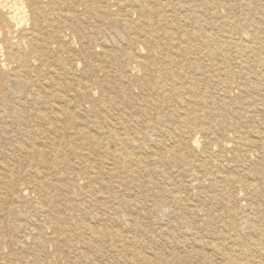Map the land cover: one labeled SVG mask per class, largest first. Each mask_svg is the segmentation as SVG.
Instances as JSON below:
<instances>
[{
    "label": "bare ground",
    "instance_id": "bare-ground-1",
    "mask_svg": "<svg viewBox=\"0 0 264 264\" xmlns=\"http://www.w3.org/2000/svg\"><path fill=\"white\" fill-rule=\"evenodd\" d=\"M210 2L212 1L0 0V124L3 125L2 133L13 140L6 152H0V158L8 159L14 169L16 160L28 156L33 158L38 168H30L25 173L33 177L38 175V171L40 183L45 187V191L37 189V184L29 187L31 188L29 191L46 194L49 187L53 185L50 184L53 181L60 185L65 182L61 178L50 180L44 171L47 167L46 155L51 152L58 155L54 148L56 145L48 146L47 141L51 137H61L63 133L65 134L67 127H70L69 123L73 126L72 128H76L77 124L82 126L84 132L75 131L76 138L80 140L79 153L76 154L83 170L79 177L86 182L84 186L92 190L94 198L89 201L91 209L109 212L111 216L114 215L115 209L109 203L114 200H117L119 207H133L125 197L117 198L116 196V193L122 192L124 186L119 178L121 173L125 172L130 177L128 179H135L137 175L145 174L143 185L152 183L156 178L164 182L168 180V177L157 172L156 166L166 160H171L175 164L182 161V166H187L186 169L191 170V167L202 172V175L192 180L200 182L202 179L207 183L204 186L198 185L193 197L195 207L200 210L202 217H206V223L215 225L220 214H226L229 221L219 223L220 225L214 230V238L219 239L216 243L203 244L198 240L184 241L179 244L169 243L167 250L171 258L173 257L170 264L182 259L176 251L186 253L193 264H202L204 250L212 251V256L220 260L222 264H242L243 260V264H252V260L264 261V251L258 247L264 243V233H260L252 225L248 226L250 222L248 211L252 210V203L255 200L264 198L261 195L264 181L257 168L251 169L247 155L250 152L261 154L257 162L264 164V130L255 126V124H264V119L261 123L255 122V117L248 115L239 102L237 103L239 108L231 105L235 102L226 95L225 91L230 88L233 81L239 78V72L234 70L239 68L232 58L233 68L222 72L219 64L221 61L227 62L228 58L230 60L234 57L230 54V49L233 48L229 44H222L224 40L219 43L224 36L205 32L203 17L206 18L208 15ZM110 4L113 10H109ZM254 5V0H244L245 7ZM78 8H81V13H78ZM52 15L54 16L51 17ZM209 15L219 18L217 13ZM244 16L236 24H231V30L240 34L239 30L243 27L259 32L260 24H255L250 17ZM91 20L105 26L94 40V45L98 48L95 54L85 47L92 42L89 40V34L80 31L81 25L85 27V24ZM261 20L264 26V19ZM225 22L226 20L221 23L219 20L216 21L221 27H219V33L226 32L224 31L227 27ZM65 24H69L75 31L80 47L79 60L82 61L83 67L75 69L62 58L55 57L53 58L55 68L53 74L63 77L67 82L59 85L48 81L42 85L38 83L36 86L37 77L44 72L45 53L48 52L52 42L61 43L59 34ZM199 36L202 37V41L192 51L189 45ZM138 44L143 45V49ZM262 49H264V40L260 41L256 48H252V53L256 55ZM58 50L64 53L65 48L60 45ZM202 60L208 62L206 68L201 64ZM110 71H114L115 76L111 75ZM47 73L50 72L47 71ZM97 73H102L103 78L97 80ZM254 74L249 87L253 93L252 105L264 109V88L259 87L256 79L261 73ZM84 80L86 83H83ZM91 82L95 83L96 89L100 92L96 100L91 94L92 85L89 84ZM74 83H82L83 86L75 89ZM210 86H217L221 92L219 103L212 101L215 99L211 98L212 94L208 90ZM131 87L139 91L136 96L133 95ZM110 93L115 97L110 98ZM120 95L126 97L130 105L129 109L119 106ZM79 98L90 101V112L93 118H88L83 110H78L76 103ZM136 100L138 101L135 102ZM137 106L149 108L145 109L140 117H131L129 112L137 110ZM30 107L33 109L29 121L33 123L35 128L31 129L34 130H30L27 125V115L21 114L22 110L24 113L26 109L31 110ZM148 110H152L153 113L148 114ZM228 116H233L234 120L231 117L227 121ZM214 119H217V122H210ZM112 121H119L118 123L124 125L119 129L123 131V134L117 131L118 134L105 136L93 125L97 122L107 126ZM196 126L199 127V135L207 140L203 144V150L199 152H197V141L191 138V131ZM223 133L232 134L228 136L229 141L226 147L222 148L225 152L228 148L233 155L231 164L228 166L231 168L229 171L235 174H225L222 168L219 166L215 168L211 164L212 138ZM37 135L43 137V142L35 141L33 137ZM23 141L25 143L21 144ZM187 145L189 154L181 155L179 149L181 147L186 149ZM188 157L192 158L191 161H187ZM132 167L134 171H131ZM238 167L242 169L240 173L237 172ZM103 176H107L106 179ZM236 185H241L245 190L243 198L250 208L244 211L247 215L243 214L244 217L239 218L242 223H245L249 237L255 239L257 243L253 245L255 246L253 248L241 242L236 243L238 236L236 237L235 221L238 214L232 209L229 193ZM134 187L139 188L137 185ZM27 192L28 188L20 186L17 179L11 176L10 169L1 165L0 161V213L5 216L11 211L10 206L26 203ZM158 194L164 196V193ZM172 199L175 203L180 201V198L175 195H172ZM39 200L40 212L49 214L48 207L51 206L54 208L53 213L59 214L60 209L54 206L56 201H51L47 195H39ZM101 200L102 203H100ZM34 211L37 212L36 207ZM190 212L194 214V211ZM165 215L166 213L163 216ZM103 219H99L100 224L96 226L104 227ZM22 220L31 225L36 224L25 216H22ZM111 223L113 226L119 225L117 219H113ZM96 226L89 228L91 236L97 233ZM130 231L135 233L137 225L133 223L129 230L119 231L122 238L113 242L118 247L125 245L124 233ZM106 232L108 231H105V235ZM85 234L82 227V233L78 235L81 249L95 248L97 252H102L100 246L95 243L93 246ZM45 238L41 231L35 235L32 243L24 247L27 254L30 255L35 247L39 248L38 253H43ZM46 239L55 241L53 237ZM3 243L4 241L0 239V245ZM136 243L139 242L133 241V244ZM128 246L131 248V244ZM235 246L240 247V250L233 249ZM236 253H239V256ZM128 256L119 253L114 258L117 264H150L152 262L143 258L141 254L130 258ZM40 257L42 254L34 256L31 254L26 264H42L44 261Z\"/></svg>",
    "mask_w": 264,
    "mask_h": 264
},
{
    "label": "rangeland",
    "instance_id": "rangeland-1",
    "mask_svg": "<svg viewBox=\"0 0 264 264\" xmlns=\"http://www.w3.org/2000/svg\"><path fill=\"white\" fill-rule=\"evenodd\" d=\"M54 1L57 2V0ZM211 1L212 2H210L209 5L208 15L206 18L203 17V23H205L206 26L205 32L207 31L206 33H211V35L215 36H224V39L220 38L221 40H219V43L224 40L222 44H229V46L233 48L230 49V54L234 57H231L230 60L228 58L226 60L227 62L221 61L219 64L222 68V72L224 73V71L231 70L233 68L234 65L232 62V58L236 61V66H238L239 68L234 69L236 72H239V78L233 81V83L230 85V88L225 91L226 95L231 98L230 100H234L233 102L235 103H232L231 105L237 107L239 106V104H237L239 102L248 115L255 117V122L261 123V121L264 119V109L263 107L252 105L253 93L249 87L254 79V73L259 72L261 73V75L259 77H256V79L258 80L257 82L259 87L261 89L264 88V49H262L260 53H256V55L252 53V48H256L260 41L264 40V26L261 20L264 19V0H254L255 5L252 7H245L244 0ZM108 8L109 10H113L111 4ZM81 12V8H78V13ZM213 13H217L219 18L216 19L214 17H211L212 15H209ZM54 15H52L51 17H53ZM243 15H245L244 17L247 18L250 17V19H252L255 24H260L259 32L243 27L239 30V33L241 32L240 34H237L231 30V24H236V22ZM56 17L57 16L55 15V18ZM217 20H219L220 23L221 21L226 20L225 23L227 24V27L224 28V31L226 32H223V34L218 32L221 27L219 26L220 24L218 25L216 23ZM81 26L82 27L80 31L89 34V40L92 41L90 44L85 45L86 49H88L89 52L93 54L97 53L98 48H96V46L94 45V40L96 39L98 33L105 28V26L97 24L94 20H91L87 24H85V27H83V25ZM187 30L191 31V29ZM59 35L61 37V43L56 41L52 42L49 45L48 52L45 53V61L43 62L45 64L44 72L41 73L39 77H37L35 82L36 86L38 83L42 85L44 84V82L48 81H52L59 85L60 83L63 84L67 82V80H65L63 77L53 74V69H55L53 58L55 57L62 58L75 69H80L83 67L82 61L79 60L78 51L80 47L75 37V31L72 29V27H70L69 24H65L64 26H62ZM201 38L202 37L199 36L195 42L189 45L192 51H194L195 46H197L200 41H202ZM60 45L65 48L64 53L63 51L61 52L60 50H58V46ZM138 46H141V48L143 49V45L138 44ZM207 63L208 62L206 60L201 61V64L205 68L207 67ZM47 71H49L50 73L48 74ZM110 72L111 75L115 76L114 71ZM96 75L97 80L103 78L102 73H97ZM79 83H77L78 85L74 83L73 88L78 89L82 85V83ZM83 83H86V81L84 80ZM89 84L92 85L91 94L93 96V99H98L100 96V92L98 89H96L97 87L95 83L91 82ZM59 85L58 87H60ZM131 90L134 96H136L139 92L135 87H131ZM208 90L212 94L211 98L215 99L212 101L219 103V95L221 94V92L218 90V87L210 86ZM109 95L110 98L115 97V95L112 93H110ZM77 100H79L78 103H76V106H78V110H83L88 118H93V114L92 112H90V101L80 98ZM137 101L138 100H136L135 102ZM106 105L109 106L108 103H106ZM119 106L123 107V109L130 108L129 102L126 100V97L122 95L119 96ZM30 108L31 110L26 109L25 113L22 110L21 114L27 115V125L29 126L30 130H34L31 129L35 128L33 123L29 121L33 107ZM147 108L149 107L137 106V110H133L129 112V114L131 115V117L138 118ZM147 113L152 114L153 112L152 110H148ZM231 117L234 120L233 116L226 117V120L229 121ZM118 122L119 121H112L111 124H108L107 126L106 124H98L97 122L93 125L97 130L101 132V134L105 136L118 134L117 131L123 134V131L119 129L123 128L124 125ZM210 122H217V119H214ZM69 124L70 127H67V131L65 132V134L63 133L61 137H51L47 141L49 142L48 146H52V144L56 145L54 148H56L55 150L58 152V155L53 154V152H51L49 155H46L45 162L47 167L44 171H46L45 173L46 175H48L47 177L50 180L61 178L64 179L65 182L60 185L56 181H53L52 183H50L53 185L49 187L47 193L45 192L46 194H44L43 192L41 194H38L34 191H29L31 190V188L29 187L34 184H37V189L45 191V187L40 183L41 179L40 173H38V171V175H35L33 177H29L25 173L26 171H29L30 168H38V164L33 158L28 156L27 158L23 157L19 160H16L15 169L12 168L13 165L8 161V159L0 158L1 165H4L5 167H8V169H10L11 176H14V178L17 179L20 186L28 188V197L26 199V203H19L10 206L11 211L6 213L5 216L0 213V239L4 241V243L0 245V264H26L28 257L31 254L32 256L42 254V257H40L44 261L42 262V264H117V260L114 257H116L119 253L124 256L129 255L128 258L141 254L143 258L152 260L150 264H165L166 261L167 264H170L173 257L171 258L170 253L168 252L169 250H167V245L169 243L179 244L180 242L184 241L192 242L198 240L203 244H209L219 241V239H216L213 236L214 230H216V227L220 225L219 223L227 222L229 221V218L226 214H220L219 220L215 222V225L206 223V217L203 216L205 218L204 219L200 210L195 207L196 204L193 201V197L196 193L197 186H204L207 183L202 179H200V182L192 180V178H196V176L202 175V172H199L196 168L191 167V170L186 169L187 166H182V161L175 164L171 160H166L162 164H158L156 166L155 170L157 172L159 171L165 177H168V180H165L164 182H161L156 178L152 183L143 185L142 181L143 178L146 177L145 174L137 175L135 179H128L130 177H128L125 172L121 173L119 175V178H121L120 181L123 182L124 186L122 187V192L116 193V196L117 198L125 197L128 201H130V205H132L133 207H119L117 204V200H114L112 203H109V205H112L113 209H115L114 215L112 216L109 214V212L105 213L101 210L96 211L94 208L91 209V203H89V201H92L94 196L91 193L92 190L90 189V187L86 188L84 186V184L86 185V182H83L79 177L82 174L81 171L83 170L79 165L80 159L77 156V154L79 153L78 145L80 140L75 136V131L84 132L85 130L78 124L76 128H72L73 126H71V123ZM2 126L3 125L0 124V152H6L13 140L10 136L2 133ZM255 126L260 130H264V124H255ZM198 128V126L193 127L191 131V138H193L192 140H196L198 144L197 152L203 150V144L207 141L206 139L201 137V135H199ZM33 133L35 132L33 131ZM231 135V133L216 135V137L212 138L211 141V164L215 168L218 166L222 168V172L225 174H235V172L229 171L231 168L228 166L231 164L230 160L233 159V155L229 152L228 148H226V152L222 148L226 147L227 142L229 141L228 136ZM33 138L38 143L43 142V137L41 135H37ZM24 143L25 141H23L21 144ZM217 144H219V146H217ZM185 147L187 150L183 149V147L179 149V153L181 155L189 154L188 145ZM259 155L261 156V154L259 153L250 152L247 157L251 169L257 168L264 181V164H259V162H257V158L259 157ZM191 159L192 158L188 157L187 161H191ZM131 171H134L133 167L131 168ZM241 171L242 169L238 167L237 172L240 173ZM184 173H186V175ZM103 177H105L106 179L107 176ZM190 180L191 182H189ZM134 185L139 186V188H135ZM171 192L173 193L170 195ZM158 193H164V196L162 197ZM229 193L231 196V206L233 205L232 209L234 211L236 210L235 213L238 214V218L235 221L237 228L236 237L238 236L236 243L241 242L244 245H248L249 247L253 248L255 247L253 245L257 243L255 239L249 237V233L245 223H242L239 218H243V214L247 215V213H244V211L246 209H250L248 207V203L244 201L243 198L245 190L241 185H236L231 191H229ZM39 195H47V197H49L51 201H56L54 203V206H57L60 209L59 214H54V208H52L51 206L48 207L49 214L45 215L44 212H40V209H38V206L40 205ZM172 195L178 196L180 198V201L175 203L172 199ZM261 195L264 196V187L263 193ZM100 203H102V200L100 201ZM134 206L135 209H133ZM34 207H36L37 212L34 211ZM190 211H194V214H192ZM165 213L166 215L163 216ZM27 214L29 215V217L27 216ZM22 216L27 217L30 221L32 220L31 222L36 224H28V222L22 220ZM109 216H111V218ZM248 217L250 219V222L248 221V226L252 225L254 229L258 230L260 233H264V198L255 200V202L252 203V210L248 211ZM102 218H104L103 221H105L104 227L96 226L97 224H100L99 219ZM111 219H117L119 225L113 226L111 223ZM133 223L137 225V231L135 233L131 231L125 232L123 236V242H125V245H121L118 247L117 244L113 241L120 240L122 238V236L120 237L119 231L129 230ZM94 226H96L98 230L96 231L97 233L95 235L91 236L89 228ZM185 226L188 227L185 228ZM82 227L86 232L85 235L87 240L92 242L93 246L94 243L97 244V246H100L102 252H97L95 248H91L88 250L81 249L78 243V235L82 233ZM35 228H37V231H39L40 229V231L44 235V238L53 237L55 241L45 238V250L43 251V253H38L39 248L35 247L32 250L31 254L28 255L27 251L25 250L26 248L24 247L31 244L35 235L40 232H37ZM105 231H108L106 232V235ZM133 241L139 242L143 247L139 243L133 244ZM129 244H131V248H129ZM137 246H141V248H137ZM77 247L79 249H77ZM258 247L262 251H264V243L258 245ZM233 249L240 250V247L235 246L233 247ZM126 250H128V252H126ZM176 253L180 255L182 259L173 261V264H193L192 259H188L186 253H179L178 251H176ZM203 253L204 259L202 261V264L206 262L210 264H222L220 260L212 256V251L204 250ZM236 255L239 256V253H236ZM82 260L84 261L82 262ZM252 264H264V261L257 262L255 260H252Z\"/></svg>",
    "mask_w": 264,
    "mask_h": 264
}]
</instances>
